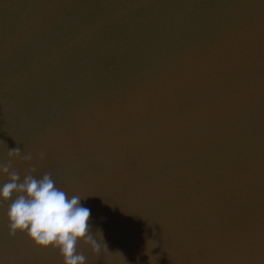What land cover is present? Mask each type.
<instances>
[{
	"label": "water",
	"instance_id": "obj_1",
	"mask_svg": "<svg viewBox=\"0 0 264 264\" xmlns=\"http://www.w3.org/2000/svg\"><path fill=\"white\" fill-rule=\"evenodd\" d=\"M85 198L87 264H264V0H0V162ZM7 176H0V183ZM0 264H64L25 233Z\"/></svg>",
	"mask_w": 264,
	"mask_h": 264
},
{
	"label": "clouds",
	"instance_id": "obj_2",
	"mask_svg": "<svg viewBox=\"0 0 264 264\" xmlns=\"http://www.w3.org/2000/svg\"><path fill=\"white\" fill-rule=\"evenodd\" d=\"M8 157V162H0V176H7L0 183V200L11 201L6 212L10 237L25 233L38 247L57 249L64 264H87L85 255L77 251L81 241L94 253L102 250V244L107 248L102 231L92 230L91 209L81 203L85 198L69 197L47 173L37 178L31 174L34 169H30L21 177L11 160H30L31 153L22 155L15 148L8 150Z\"/></svg>",
	"mask_w": 264,
	"mask_h": 264
}]
</instances>
